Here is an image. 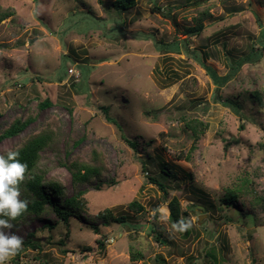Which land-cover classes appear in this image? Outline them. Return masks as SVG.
I'll use <instances>...</instances> for the list:
<instances>
[{
	"label": "rangeland",
	"instance_id": "rangeland-1",
	"mask_svg": "<svg viewBox=\"0 0 264 264\" xmlns=\"http://www.w3.org/2000/svg\"><path fill=\"white\" fill-rule=\"evenodd\" d=\"M109 3L0 0L15 10L0 23V134L34 118L0 155L51 128L40 168L67 195L86 189L88 202L69 228L53 212L11 221L6 231L23 244L6 264H264V0ZM198 22L202 31L187 34ZM172 42L179 51L163 46ZM206 65L234 76L217 90ZM186 117L208 124L198 140ZM94 153L102 187L73 183L65 164ZM175 198L189 231L170 219ZM108 208L127 223L104 224ZM30 232L40 249L24 244Z\"/></svg>",
	"mask_w": 264,
	"mask_h": 264
},
{
	"label": "trees",
	"instance_id": "trees-1",
	"mask_svg": "<svg viewBox=\"0 0 264 264\" xmlns=\"http://www.w3.org/2000/svg\"><path fill=\"white\" fill-rule=\"evenodd\" d=\"M103 1L104 0H101V2ZM137 1L138 0H110L109 9L117 11H127L135 8L137 5ZM14 14L15 10L13 8H0V23L4 19ZM203 28V23L198 22L196 26L187 29V34H189L190 36L196 35L200 33ZM163 46L169 50H180L179 42H172ZM253 52L233 62V69L237 70L246 62L251 61L254 55ZM206 67L209 73L213 76L215 83L218 85L217 90L224 86L234 76L232 71L224 76H221L213 66L206 65ZM216 97L217 100L220 99V95L216 94ZM50 104L51 101L47 99L41 102L39 106L43 108ZM33 120V117H28L26 119H15L11 123V125L0 134V142L5 138L20 134ZM111 120L115 121L112 118ZM184 121L187 128L190 129L191 136L196 140L201 137V135L208 127V124L206 122L198 118L186 117ZM54 137L55 132L51 128L47 127L24 140L19 146L11 150H7L1 154L7 155L9 151H18L20 154L19 159L27 165V170L24 176V180L20 185V190L21 199L28 200V207L26 212L21 217L12 221L15 224L20 221H24L28 216L43 218L47 213L53 212L58 216L59 220L69 228L71 225V220L81 219L83 212L87 209L88 202L85 197L86 189H80L75 191V193H73L72 195H67L63 183L56 179H49L45 171L40 168L42 151L48 145H50ZM130 143L135 147L137 146L136 141H130ZM95 156L96 158L93 163L74 160L70 163L65 164L72 174L73 183L89 184L92 183V180L98 179L95 187H102V171L104 170L105 165L102 159L99 158V154H95ZM161 169L164 174L171 176V171L166 167L165 163L161 164ZM150 179L152 182L158 183L162 187V189L165 190L166 186L164 183L160 182L155 177H150ZM236 198L237 195L230 190L225 196V201L227 203H232ZM259 199L264 204V196L260 197ZM131 207L138 210H143V206L138 201H133L131 203ZM181 215L182 213L180 203L178 199L175 198L171 201L170 219L173 225L179 231H183L186 229L187 231H189L187 225H185V219ZM98 216L103 219V223L106 225H109L112 222H119L121 224L127 223V219L124 215H116L109 208L99 212ZM49 225L50 224H48V226ZM49 227L53 228L52 225H50ZM94 229L96 232L99 231L98 226H95ZM34 234L35 232H30L28 238L24 240V244L32 249H40L42 245L40 242L33 240ZM159 240L161 239L159 238ZM98 242L100 244H103L101 239ZM87 248L91 249L90 247ZM20 250L21 248L17 252L19 253ZM137 256L138 255L135 252L132 253L133 259H136ZM142 256L143 255H141V257Z\"/></svg>",
	"mask_w": 264,
	"mask_h": 264
},
{
	"label": "clouds",
	"instance_id": "clouds-1",
	"mask_svg": "<svg viewBox=\"0 0 264 264\" xmlns=\"http://www.w3.org/2000/svg\"><path fill=\"white\" fill-rule=\"evenodd\" d=\"M19 155L18 151L0 155V264H6L23 244L18 235L6 231L13 228L11 221L21 217L28 207V200L21 199L20 190L27 165Z\"/></svg>",
	"mask_w": 264,
	"mask_h": 264
}]
</instances>
